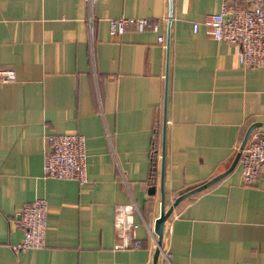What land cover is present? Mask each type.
<instances>
[{
  "label": "crops",
  "instance_id": "obj_1",
  "mask_svg": "<svg viewBox=\"0 0 264 264\" xmlns=\"http://www.w3.org/2000/svg\"><path fill=\"white\" fill-rule=\"evenodd\" d=\"M222 1L95 0L89 34L82 0H0V69L15 76L0 83V264H151L161 194L167 209L227 170L250 125L264 134V67L191 29ZM163 16L156 31L107 32L109 18ZM58 134L83 137V184L42 175L44 137ZM35 198L46 202L44 246L17 248L20 209ZM131 201L139 247L117 248L114 207ZM156 264H264V168L246 184L236 162L178 201Z\"/></svg>",
  "mask_w": 264,
  "mask_h": 264
},
{
  "label": "built area",
  "instance_id": "obj_2",
  "mask_svg": "<svg viewBox=\"0 0 264 264\" xmlns=\"http://www.w3.org/2000/svg\"><path fill=\"white\" fill-rule=\"evenodd\" d=\"M86 8V22L91 33L92 8L95 0H82ZM239 6L234 1L223 0L219 10L214 14H206L200 23L193 22L194 32L198 24L204 28V34L215 41L233 44L236 47L238 63L250 68L264 67V0H243ZM163 16L148 23L146 18H109L107 32L109 35H119L125 24H129L136 31L149 27L157 30L158 22ZM156 41L162 43L163 36L157 35ZM11 69H0V83L14 81ZM46 149L43 153L42 175L47 178L73 180L83 184L85 178L84 139L79 134H58L44 137ZM152 150L155 146L152 145ZM238 167L242 180L246 184L255 181L261 168H264V134L251 132L242 147L237 148ZM135 205L131 201L116 205L113 214V228L118 242L117 248H137L135 230L137 222L133 219ZM46 202L43 198H35L24 205L18 215V227L22 231L21 242L17 248H42L45 235Z\"/></svg>",
  "mask_w": 264,
  "mask_h": 264
},
{
  "label": "water",
  "instance_id": "obj_3",
  "mask_svg": "<svg viewBox=\"0 0 264 264\" xmlns=\"http://www.w3.org/2000/svg\"><path fill=\"white\" fill-rule=\"evenodd\" d=\"M165 62L167 61V41H166V46H165ZM166 79V76H165ZM165 112H166V84H164V88H163V99H162V124H161V132H160V149H159V168H158V187H159V191L160 194L162 193V181H163V171H164V147H165ZM261 124L259 123H255L250 125L243 138L242 141L239 145V149L242 147V145L244 144L249 132L254 129L255 126H259ZM238 155L239 152H236V154L233 157V160L231 161L229 167L227 168L226 171H224L221 174H218L216 176H214L213 178H211L210 180L204 182L203 184L187 191L184 192L183 194L177 196L172 204L167 208L164 209V203H163V197L161 194V198H160V203H159V212H158V216L154 219L153 221V225H152V233L155 236V248L153 250L152 253V257H151V264H156L157 261V256L159 254L160 251V244H161V238H162V231H163V223L164 220L166 219V217L169 215L171 209L173 208V206L180 201L181 199L192 195L202 189H204L205 187H207L208 185H210L211 183H213L215 180H217L218 178H220L221 176H223L224 174H226L227 172H229L232 167L234 166V164L237 162L238 160ZM148 193H153L154 192V186H151L148 190Z\"/></svg>",
  "mask_w": 264,
  "mask_h": 264
},
{
  "label": "trees",
  "instance_id": "obj_4",
  "mask_svg": "<svg viewBox=\"0 0 264 264\" xmlns=\"http://www.w3.org/2000/svg\"><path fill=\"white\" fill-rule=\"evenodd\" d=\"M155 174H156L155 155L150 154L146 180H148L150 182L153 181V178L155 177Z\"/></svg>",
  "mask_w": 264,
  "mask_h": 264
}]
</instances>
